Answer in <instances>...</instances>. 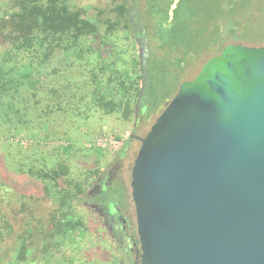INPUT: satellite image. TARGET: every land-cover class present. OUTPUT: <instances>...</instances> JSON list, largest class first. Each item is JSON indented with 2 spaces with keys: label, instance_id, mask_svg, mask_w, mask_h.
<instances>
[{
  "label": "trees",
  "instance_id": "16d2710c",
  "mask_svg": "<svg viewBox=\"0 0 264 264\" xmlns=\"http://www.w3.org/2000/svg\"><path fill=\"white\" fill-rule=\"evenodd\" d=\"M172 1L109 0L104 7L80 8L73 7L68 0H14L10 10H0V41L6 45L0 51V84L11 85L9 92L0 93V133L14 137L20 133L19 126H23L29 137L28 128L34 125L55 135L58 118L73 123L79 118L89 119L97 110L106 116L120 115L124 120L148 114L158 103L152 102L150 69L141 63V58L152 55L154 49L163 52L157 63L160 72L165 73L167 65L174 64L177 71L182 70L188 59L207 55L212 47L223 45L228 38L237 37L248 46L264 45L263 26L258 28L259 37L246 35L247 28L260 24L264 0H179L170 21ZM122 33L126 41L121 44ZM22 64L28 67V74L20 73ZM17 73L27 83L26 91L20 90L22 83L17 82ZM20 99L22 106H26L23 110L16 107ZM29 99L32 107L28 105ZM133 102L139 103V110L132 107ZM130 141L129 138L123 143L119 157ZM64 149L68 153L71 146ZM6 151V156L21 158L27 164V157L18 158L14 148L8 147ZM31 164L34 166L32 161ZM68 171L60 162L46 170L28 169V174L42 183L45 196L55 204L45 226L50 229L52 225L49 238L64 246L74 244L75 236L82 237L88 231L74 206L88 199L86 186L90 178L75 180ZM93 174V181L103 176L98 169ZM118 192L117 187L114 194L119 195ZM37 222L40 224L41 220ZM25 242L21 237L17 260H25ZM116 246L119 251L120 245ZM45 248L43 244L38 250L47 263ZM113 260V264H119L117 255Z\"/></svg>",
  "mask_w": 264,
  "mask_h": 264
},
{
  "label": "water",
  "instance_id": "95a60500",
  "mask_svg": "<svg viewBox=\"0 0 264 264\" xmlns=\"http://www.w3.org/2000/svg\"><path fill=\"white\" fill-rule=\"evenodd\" d=\"M136 139L141 264H264V45L234 37Z\"/></svg>",
  "mask_w": 264,
  "mask_h": 264
},
{
  "label": "rangeland",
  "instance_id": "374dc122",
  "mask_svg": "<svg viewBox=\"0 0 264 264\" xmlns=\"http://www.w3.org/2000/svg\"><path fill=\"white\" fill-rule=\"evenodd\" d=\"M68 1L73 7L80 8L85 6L104 7L109 2V0ZM13 6L14 0H0V10H10ZM259 23L253 28H247L246 35L249 38L260 36L258 32L261 30H258V28L260 26L264 27V15ZM120 36L119 42L121 41L122 44L126 40H124L123 33ZM231 41L232 38H228L223 45L212 47L211 52L207 55L188 59L184 68L178 71L174 64H170L167 65L165 73L160 72L161 67L157 60H161L163 52L159 49L153 48L152 55L141 58V63L150 69L149 76L153 86L150 92L152 102L155 105L158 103L156 106H152L148 114H138L135 117L133 115L130 120H124L120 115L106 116L97 110L89 119L83 117L73 123H70L69 119L58 118L54 125L55 135L51 134L49 130L35 128L34 125L28 128L30 130L29 137L26 136L28 131L25 132L23 126H19L20 133L14 137H9L7 133H0V264H113L114 254H120L116 245L121 247L124 244L112 242V233L107 226L102 225V223H105L104 220L100 219L99 216L97 217L95 213H91L90 209L84 206L82 202L75 203L74 210L77 217H80L84 225H87L88 231L82 237L75 236L72 245L57 244L49 238L52 225H50V229L45 226L55 204L51 198L48 199L45 196L42 183L28 174L29 167L46 170L54 164L63 163L69 169V176L75 180L90 178L88 181L90 186H86L87 192L94 182L93 172L96 169L102 172L104 178L109 171L116 172L118 169L115 168L122 165L120 172L116 173L123 174L122 182L124 185H122L120 192L124 194L125 199L129 202L127 203L128 210L124 211L123 214L127 220H134V209L129 199L130 168L140 143L135 139H131L124 153V158L123 156L119 157L122 143L129 139L131 135L144 136L158 115L174 97L179 84L192 79L208 58L218 54L221 48L225 44L231 43ZM240 43L248 45L246 41H240ZM150 45L155 47V43L152 41H150ZM5 47L6 45L4 46L0 41V51ZM170 62H174L173 58L170 59ZM26 63L23 61V64ZM23 64L20 73L28 74L29 69ZM1 66L2 64L0 68ZM17 77V82L22 83L20 90L23 92L27 83L25 84V80L18 73ZM10 86V83H7V85L0 84V93L3 90H11ZM139 86H144L142 81H139ZM44 89L40 88V90ZM28 92L31 93V90H28ZM28 92L23 96H26ZM28 105L33 106L30 99ZM23 106L21 99L18 100L16 103L17 109L23 110ZM138 106V102L132 103L134 109L139 110ZM149 107L150 105L147 103L146 108L149 109ZM33 113L34 111H32V116ZM18 124L16 123V125ZM68 129V135H65ZM53 137L59 140H51L50 138ZM67 137H69V140L66 139ZM67 146H71V149L68 153H65L64 148ZM8 147L14 148L18 158L21 155L22 157L26 156L28 159L27 164L21 158L12 159L10 155L6 156ZM31 161L34 166H32ZM24 169H26L25 172H23ZM59 183L62 186L63 182L59 181ZM111 183L107 186L109 196L120 202L119 196L116 193L114 194V190L117 191L118 185L114 181ZM38 220H41L40 224L37 222ZM41 224L44 225V228L41 227ZM21 237L26 239L25 243L28 250L24 261L17 260L18 244ZM43 244L46 245L45 250H47L46 254L49 257L47 263L41 259L42 254L38 250L43 247ZM56 245L59 246V249ZM131 258L130 255L126 256L124 264H132Z\"/></svg>",
  "mask_w": 264,
  "mask_h": 264
},
{
  "label": "flooded vegetation",
  "instance_id": "af4514ba",
  "mask_svg": "<svg viewBox=\"0 0 264 264\" xmlns=\"http://www.w3.org/2000/svg\"><path fill=\"white\" fill-rule=\"evenodd\" d=\"M233 42V39L232 41ZM134 139L136 137H143L134 135ZM124 158V155H123ZM122 165H118L115 169L116 172H120ZM123 171V170H122ZM109 171L107 175L103 178H97L94 181V186L92 189L87 190V198L83 205L90 209L91 213H95V215L100 219H103L105 223L102 225L110 230L113 235V239H111L114 243H120L121 246L119 251L120 254L117 255V260L119 264H124V260L126 256H132V264H141L140 262V248L138 243L137 231H136V222H135V212H134V220H127L124 216L123 212L128 210L127 200L123 193L118 192V196H120V202L113 200L107 191L108 185L112 184L114 181L118 185V188L121 189L123 182V174ZM129 174V173H128ZM130 182V181H129ZM130 187V186H129ZM101 189V190H100ZM109 190V189H108ZM130 199V195H129ZM131 202V199H130ZM132 203V202H131ZM133 206V205H132ZM134 209V207H133ZM134 211V210H133ZM94 216V217H96ZM110 233V236H111Z\"/></svg>",
  "mask_w": 264,
  "mask_h": 264
},
{
  "label": "built area",
  "instance_id": "2783aa9c",
  "mask_svg": "<svg viewBox=\"0 0 264 264\" xmlns=\"http://www.w3.org/2000/svg\"><path fill=\"white\" fill-rule=\"evenodd\" d=\"M122 145H123V143H122Z\"/></svg>",
  "mask_w": 264,
  "mask_h": 264
}]
</instances>
